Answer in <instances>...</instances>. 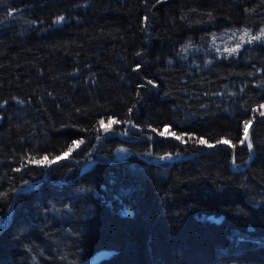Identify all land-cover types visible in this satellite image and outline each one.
<instances>
[{
    "label": "trees",
    "instance_id": "16d2710c",
    "mask_svg": "<svg viewBox=\"0 0 264 264\" xmlns=\"http://www.w3.org/2000/svg\"><path fill=\"white\" fill-rule=\"evenodd\" d=\"M263 26L264 0H0V264H264V43L186 52Z\"/></svg>",
    "mask_w": 264,
    "mask_h": 264
},
{
    "label": "rangeland",
    "instance_id": "374dc122",
    "mask_svg": "<svg viewBox=\"0 0 264 264\" xmlns=\"http://www.w3.org/2000/svg\"><path fill=\"white\" fill-rule=\"evenodd\" d=\"M264 26L255 31L245 28L227 29L221 33H213L211 35V43L206 48H192L186 50L189 53L209 52L217 56L233 55L244 45L256 42L264 43ZM258 37V39H257ZM125 150L116 151V157L122 158ZM82 264H94V259L86 261Z\"/></svg>",
    "mask_w": 264,
    "mask_h": 264
},
{
    "label": "water",
    "instance_id": "95a60500",
    "mask_svg": "<svg viewBox=\"0 0 264 264\" xmlns=\"http://www.w3.org/2000/svg\"><path fill=\"white\" fill-rule=\"evenodd\" d=\"M249 128H250V125H248V132H249ZM244 141H245V145L248 147V144H249V138H248V139H245V135H244ZM248 148H249V147H248ZM121 150H123V149H121ZM250 151H251V153L253 154V149H252V148L250 149ZM183 158H184V157L180 158V160L183 159ZM115 160H117V158H115ZM172 161H174V159H165V160H146L147 163H160V162H172ZM240 170H242V169H240ZM11 215H12V209H11V212H10V215H9V219H8V222H7L6 225L9 224L10 219H11ZM105 255H106L105 253H101V254H99L98 256H105Z\"/></svg>",
    "mask_w": 264,
    "mask_h": 264
},
{
    "label": "snow or ice",
    "instance_id": "6c2138e0",
    "mask_svg": "<svg viewBox=\"0 0 264 264\" xmlns=\"http://www.w3.org/2000/svg\"><path fill=\"white\" fill-rule=\"evenodd\" d=\"M62 20H63V17L59 18V21H62ZM59 21H58V22H59ZM262 31H264V30H262ZM257 39H258V37H257ZM261 107L264 108V105H261ZM262 115H264V113H262ZM103 123H104V122L101 121V124H103ZM111 123H115V122L112 121ZM250 123H251L250 121L245 123V130H244V133H245V139H248V125H249ZM173 135H175V134L173 133ZM177 138H179V137H177ZM79 143H82V141L77 142V145H76L77 147L79 146ZM224 143H228V141H224ZM248 147H249V149L252 148L251 143L248 144ZM69 151H71V149H70ZM67 155H68V153H65V156H67ZM46 159H47V158L45 157V160H46ZM57 159H60V158L58 157Z\"/></svg>",
    "mask_w": 264,
    "mask_h": 264
}]
</instances>
